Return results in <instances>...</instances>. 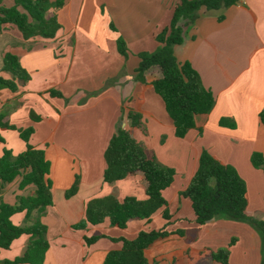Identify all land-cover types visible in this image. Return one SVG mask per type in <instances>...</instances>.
I'll use <instances>...</instances> for the list:
<instances>
[{
    "label": "crops",
    "instance_id": "obj_1",
    "mask_svg": "<svg viewBox=\"0 0 264 264\" xmlns=\"http://www.w3.org/2000/svg\"><path fill=\"white\" fill-rule=\"evenodd\" d=\"M56 1L63 6L56 13L60 29L53 39L26 41L10 25L0 30V37L13 40L3 56L16 55L31 76L18 92H0V113H6L17 129L38 126L37 132L42 130L45 138L42 143L48 145L53 206L41 215L34 212L30 219L25 212L12 217L15 225L29 226L40 218L47 227L49 249L44 264H103L109 252L122 249V242L113 239H134L141 231L155 230L156 221L163 229L166 209L171 216L166 230H180L184 235L171 234L147 249L149 264H190L188 251L229 248L233 238L237 241L229 248L231 264H261L264 247L255 229L223 218L198 227L191 202L180 194L207 150L235 168L247 185L248 215L264 220V172L252 163L253 155L264 157V125L259 119L264 108V0H240L214 12L203 8L196 21L184 27L185 39L175 47V55L180 64L190 63L215 105L209 114L196 117V127L182 139L175 136L163 99L152 86L134 79L138 55L158 48L156 36L170 26L178 0H50ZM2 5L11 7L14 0H2ZM119 37L127 44L128 57L118 52ZM51 91L62 97L51 96ZM31 112L41 118L39 122L31 120ZM130 112L141 116L143 129L131 126ZM120 126L153 151L159 162L175 170L173 184L164 191L168 205L150 221H132L125 229L112 227L108 220L77 229L92 200L147 199L140 176L114 185L104 182V154ZM0 134L9 146L13 142L14 155L25 151L18 131L0 129ZM3 150L0 144V156ZM77 178V192L67 198ZM20 182L17 178L4 185L0 204L16 205L34 193L33 185L21 189ZM101 235L96 243H85V237ZM28 242L29 237L22 236L9 250L0 249V264L22 256Z\"/></svg>",
    "mask_w": 264,
    "mask_h": 264
},
{
    "label": "trees",
    "instance_id": "obj_2",
    "mask_svg": "<svg viewBox=\"0 0 264 264\" xmlns=\"http://www.w3.org/2000/svg\"><path fill=\"white\" fill-rule=\"evenodd\" d=\"M239 2L240 0H178L170 26L156 36L158 48L154 52L138 55L140 62L134 79L136 82L152 86L163 99L166 111L174 122L177 138H184L196 127V117L209 114L215 105L213 95L203 86L198 73L190 63L180 64L175 55V47L182 45L185 39L184 27L193 24L203 8L207 11H219ZM62 6V1L14 0L13 6L6 7L0 0V30L10 25L16 27L26 41L37 37L53 39L60 29L56 13ZM111 28L116 31L113 25ZM117 48L122 56L128 57L129 50L122 37L117 40ZM2 63L0 92L7 89L16 93L20 87L28 85L31 76L21 66L16 55L6 53ZM50 95L62 97L54 91H51ZM128 118L133 128L143 129L139 114L130 112ZM40 119L31 112L33 122H39ZM259 119L264 125V108L259 114ZM0 129L18 131L26 145L25 151L18 155L4 148L0 156V191L4 185L13 183L17 178H21V189L29 185L35 187L32 195L20 198L16 205L0 204V249L9 250L15 240L22 236L29 237L23 255L11 261L7 260L4 264H44L49 249L47 227L41 223L40 218L29 226L15 225L12 217L25 212L26 219H30L34 212L41 215L53 206V183L49 178L51 163L47 160L44 149L30 144V138L35 132L33 126L17 129L9 123L6 113H0ZM5 143L0 134V144ZM104 158L105 183L114 185L129 176H140L147 199L140 201L135 197H126L119 201L116 197L109 196L92 200L87 204L85 221L75 228L83 229L87 224L98 226L108 220L112 227L125 229L132 221H150L154 214L167 207L164 191L173 184L175 170L159 162L154 152L138 142L129 130L118 127ZM252 163L255 168L264 172V157L261 154L253 155ZM78 184L77 178L75 184L66 192L67 198L76 194ZM180 195L191 202L194 222L198 227L220 218L243 222L258 232L264 247V220L252 218L247 213L249 201L245 181L235 168L223 164L207 150H203L196 173ZM163 218L167 221L166 226L171 224L167 209L163 212ZM166 226L160 230L141 231L131 240L124 237L113 239L122 242V249L109 252L103 264H149L145 254L147 249L171 234L184 235L180 230L169 232ZM102 237L104 235L85 237L84 240L90 246ZM236 241L237 239L233 238L229 246L234 245ZM229 248L217 251H188L186 256L190 264H231ZM261 264H264V253Z\"/></svg>",
    "mask_w": 264,
    "mask_h": 264
},
{
    "label": "rangeland",
    "instance_id": "obj_3",
    "mask_svg": "<svg viewBox=\"0 0 264 264\" xmlns=\"http://www.w3.org/2000/svg\"><path fill=\"white\" fill-rule=\"evenodd\" d=\"M211 12H214V11H211ZM215 13H217V12H215ZM214 13V14H215ZM11 43H13V40L11 39V38H8V37H6V38H3V37H0V69H2L3 68V63H2V61H3V50H4V48L5 47H7L8 48V44H11ZM35 113V112H34ZM27 128H29V127H27ZM27 128H25V129H27ZM37 128H38V126H37ZM37 128H34V130H35V132H34V134L31 136V138H30V144L31 145H37V144H41V147L40 148H42V149H44L45 150V148H48V145L47 144H45V143H42L43 142V140H45V138H43L42 137V135H43V132H42V130H38V132H37ZM40 129V128H39ZM56 141H57V139H56ZM11 142V144H12V146H13V142L12 141H10ZM24 142V141H23ZM12 146H9L7 143L6 144H4V148H6V149H9V150H12V149H14ZM43 146V147H42ZM47 160H49V159H47ZM169 200V199H168ZM169 202H170V200H169ZM59 206H61L62 204H63V202L62 201H60L59 203ZM170 204H171V202H170ZM172 208H174V204H173V207ZM260 216V215H259ZM259 216H257L256 217V219H258V220H263V219H261V217H259ZM35 219H32V221H34ZM12 222H14L13 220H12ZM16 222H14V224H15ZM17 224V223H16ZM152 228L153 229H155V230H158V229H160L161 227L159 226V222H154V224H152Z\"/></svg>",
    "mask_w": 264,
    "mask_h": 264
}]
</instances>
